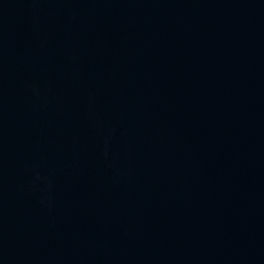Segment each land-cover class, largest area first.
<instances>
[{"label":"water","instance_id":"water-1","mask_svg":"<svg viewBox=\"0 0 264 264\" xmlns=\"http://www.w3.org/2000/svg\"><path fill=\"white\" fill-rule=\"evenodd\" d=\"M0 264H264V0H0Z\"/></svg>","mask_w":264,"mask_h":264}]
</instances>
